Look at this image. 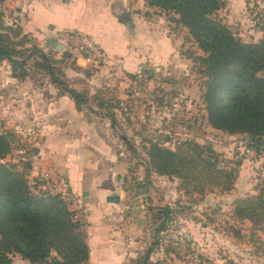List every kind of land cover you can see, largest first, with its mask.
I'll list each match as a JSON object with an SVG mask.
<instances>
[{
    "label": "crops",
    "instance_id": "0c3cea01",
    "mask_svg": "<svg viewBox=\"0 0 264 264\" xmlns=\"http://www.w3.org/2000/svg\"><path fill=\"white\" fill-rule=\"evenodd\" d=\"M2 6L5 15L18 20L29 45L41 50L37 54L59 59L65 50L70 52L68 63L74 61L81 69L63 64L62 70L69 87L87 97L79 102L33 66L20 79L9 60H0V130L13 131L20 144L12 157L25 155L31 161L29 180L41 171L68 179L87 211L82 223L89 246L86 264H139L150 248L151 253L158 248L154 240L159 220L154 212L161 210L156 206L162 205V199L156 189L161 186L165 191L171 208L182 191L178 179L149 170L148 138L131 133L138 130L134 114L143 112L137 109L139 100L140 105L149 104L148 86L164 92L183 85L181 70L189 72L191 66L188 29L175 21L178 15L151 7L147 0H5ZM259 31L261 39L260 26ZM61 34L88 37L104 58L73 52L59 38ZM140 72L146 78L153 75L157 85L150 81L145 86V80L142 95L133 98L130 85ZM95 95L111 107H100ZM110 112L115 113V121ZM25 151L29 152L22 154ZM166 182L175 187L165 189ZM250 230L255 237L264 234ZM171 231L177 239L179 229ZM208 231L210 237L202 248L208 264H232V258L238 264H264V247L255 252L246 235L244 241L234 243ZM199 233L194 230L184 236L199 247ZM13 264L32 263L15 254Z\"/></svg>",
    "mask_w": 264,
    "mask_h": 264
},
{
    "label": "trees",
    "instance_id": "16d2710c",
    "mask_svg": "<svg viewBox=\"0 0 264 264\" xmlns=\"http://www.w3.org/2000/svg\"><path fill=\"white\" fill-rule=\"evenodd\" d=\"M4 1L0 0V60H9L13 74L20 79L28 75L30 66L44 71L76 100L86 101L85 92L69 87L62 70L63 64L67 65L72 58L70 52L65 50L59 59L41 52L37 54L41 50L34 44L29 45L30 39L20 26L5 25ZM147 3L178 15L175 21L188 29L203 52L198 55L189 51L188 57L207 77L204 101L209 124L230 134L261 137L246 146L264 153V76L261 75L264 71V23L258 22L263 31L261 39L244 41L218 16L227 0H147ZM260 16L261 13H257L255 19ZM36 56L41 59L36 60ZM71 65L81 69L74 61ZM94 99L102 108L111 107L102 96L95 95ZM110 113L115 121V113ZM17 141L13 131L0 130V264H13L15 254L32 264H82L89 256L82 224L74 219L64 199L36 192L28 178L32 164L25 155L8 160ZM148 142L149 170L178 179V189L191 201L208 192L223 193L233 189L236 166L227 164L222 154L212 147L192 140L181 141L173 148L159 140ZM160 211L154 212L160 220L154 240L156 245L163 242L167 222L174 216L171 206ZM232 216L235 222L250 220L255 225L261 224L264 230V178L256 194L234 201ZM144 258L145 255L139 264H144Z\"/></svg>",
    "mask_w": 264,
    "mask_h": 264
},
{
    "label": "rangeland",
    "instance_id": "374dc122",
    "mask_svg": "<svg viewBox=\"0 0 264 264\" xmlns=\"http://www.w3.org/2000/svg\"><path fill=\"white\" fill-rule=\"evenodd\" d=\"M260 10L261 12H259ZM257 13H261L262 16L255 19ZM218 16L244 41H258L261 35L258 22L264 23V1L228 0L227 6L218 12ZM189 42L191 43L186 48L188 52L203 54L198 49L197 44L193 43V40ZM189 60H191L189 72L181 70L183 85L175 89L171 88L163 92L158 90L159 88L149 87L147 84L150 81L151 85L157 84H155V77L148 75L145 86H148L147 101L149 100V104L140 105L141 100L137 103V109L143 110L140 114L143 116L140 117L138 110H136L134 116L135 121H138V130L134 128L135 130H132L131 133H139L141 137H147L148 141L159 140L172 148L185 140L196 141L206 147H212L222 154L221 156L227 164L236 166L237 176L233 189L229 192H208L196 201H191L190 197L182 192L173 201L175 202L173 205L174 216L167 222L168 226L166 225L165 229L167 230L163 234L162 245H156L158 248L154 247L156 251L150 254V264H208L210 260L207 259L202 249L206 247L204 239L206 242V237H210L207 229L217 233H210L211 236H223L224 240L228 239L234 243L244 241L243 235H246L245 240L249 241L250 244L252 243L255 252L258 248L260 250L259 246L264 247V234L259 232L260 234L255 237L250 230L257 229L264 232L261 224L255 225L250 220H245L243 223L235 222L232 216L234 201L237 198L256 194L261 187L264 178V153H260L254 147H247V137L215 129L209 124L204 101V81L207 77L195 68L192 58ZM189 60L186 58L185 62L187 63ZM67 65V68L72 67L71 63H67ZM186 72L187 74H185ZM261 75L263 76L262 72ZM148 111L149 113H147ZM145 117L148 120L147 124L144 122ZM139 144L141 148L144 147L143 142H139ZM19 146L20 144L16 143V148ZM15 153L13 150L8 156V160H11ZM163 187L168 189L175 187V185L166 182ZM160 188L156 191L160 194L161 204L164 206H156L159 209L169 206L167 204L168 199L164 195L166 193L165 191L162 193ZM171 229H179L180 234L177 239L173 236ZM194 230L198 233L200 231L202 241L201 243L197 241L199 247L191 245L184 236V233L191 234ZM193 255H196L195 259H192ZM231 261L232 264L240 263L234 258Z\"/></svg>",
    "mask_w": 264,
    "mask_h": 264
},
{
    "label": "built area",
    "instance_id": "2783aa9c",
    "mask_svg": "<svg viewBox=\"0 0 264 264\" xmlns=\"http://www.w3.org/2000/svg\"><path fill=\"white\" fill-rule=\"evenodd\" d=\"M5 25H10L13 27L19 26V22L16 18L4 15ZM66 44L70 45L72 51L80 54L87 53L89 56L94 58L102 59L104 54L100 48L88 37L82 36H69L61 34L59 37ZM146 76L143 73H139L137 78L132 81L130 85V94L133 98L140 97L142 95V83L146 80ZM30 184L33 185L36 192H43L51 195H57L65 200L69 205L70 209L73 211V217L75 220L79 221L81 224L86 219L87 211L83 204L79 201V195H77L68 179L64 176H52L47 171L39 172L34 179L29 180ZM196 255H193L192 259H195Z\"/></svg>",
    "mask_w": 264,
    "mask_h": 264
},
{
    "label": "water",
    "instance_id": "95a60500",
    "mask_svg": "<svg viewBox=\"0 0 264 264\" xmlns=\"http://www.w3.org/2000/svg\"><path fill=\"white\" fill-rule=\"evenodd\" d=\"M58 48L61 49L62 45H59ZM255 139L260 140L261 137L253 138V137L247 136V141L248 142H250L251 140H255ZM150 253H151V248L146 253V256H145V259H144V264L148 263V260H149V257H150ZM82 264H86V262H84Z\"/></svg>",
    "mask_w": 264,
    "mask_h": 264
}]
</instances>
